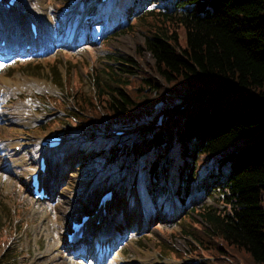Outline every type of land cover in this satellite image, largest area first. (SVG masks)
<instances>
[{"label": "trees", "instance_id": "1", "mask_svg": "<svg viewBox=\"0 0 264 264\" xmlns=\"http://www.w3.org/2000/svg\"><path fill=\"white\" fill-rule=\"evenodd\" d=\"M127 5L136 6L135 16L123 12L110 20L133 17L142 43L133 58L107 67L111 86L94 74L91 96L73 87L67 130L90 159L95 154L102 175L127 173L131 182L145 172L153 186L162 179L161 166L170 165V194L181 201L182 183L201 166L195 184L217 191L221 209L196 212L203 237L191 236L194 244L211 264H264V0ZM146 58L151 64L143 66ZM159 114L161 124H155ZM141 125L150 129L136 131ZM111 127L133 132L104 137Z\"/></svg>", "mask_w": 264, "mask_h": 264}, {"label": "rangeland", "instance_id": "2", "mask_svg": "<svg viewBox=\"0 0 264 264\" xmlns=\"http://www.w3.org/2000/svg\"><path fill=\"white\" fill-rule=\"evenodd\" d=\"M127 2L118 0L109 16L126 13ZM0 5L11 8L3 14V17L10 15L11 24L3 23L0 35H16L17 27H26L31 19L41 25L43 40L54 39L46 50L27 54H23V49L29 45L0 46V53H10L12 48L15 51L13 57L0 60V86L5 85L9 90L0 89V100L2 97L5 101L0 104L3 105L0 107V264H68L67 261L70 264H189L197 258L206 264L213 263L207 251L203 250V254L191 238L203 237L198 210L205 206L221 209L217 191L194 187L196 171L201 167L198 163L195 177L182 186L185 201L181 204L175 200L176 206L172 202L169 208L158 181L154 184L157 190L153 191L152 186L144 183L142 174L134 180V191L127 185L111 183L108 178L91 184L96 174V165L92 163L95 155L87 160L88 155L74 144L76 140L67 138L70 134L66 125L71 123L68 112L74 104L73 87H80L87 97L91 96L94 74L111 86V77L105 71L108 66L118 68L116 60L121 57L133 58L137 45L142 43L140 23L131 19L133 32H129L130 25L124 20L111 21L109 27L116 30L108 33L107 24L96 9L99 0H15L12 4L10 0H0ZM50 35L53 38L49 39ZM19 37L23 39L24 33L20 32ZM147 64H151L149 58L143 66ZM57 125H65L69 135L52 132ZM52 134L60 135L63 142L44 151L38 145L39 140ZM15 146H19V151L14 150ZM42 152L46 154L47 174L53 177L49 190L45 191L50 199L39 201L30 193L29 178ZM109 188L115 190V196L103 207L106 217L102 224L109 227V234H103L105 244L94 246L99 238L97 232L102 236L106 229L99 225L93 229L91 241L69 255V245L60 241L64 240L63 227L68 228L69 218L77 221L81 214L92 213L99 196ZM189 245L195 249L190 250ZM81 250L91 253L81 258L78 254ZM224 260L230 261L228 257Z\"/></svg>", "mask_w": 264, "mask_h": 264}, {"label": "bare ground", "instance_id": "3", "mask_svg": "<svg viewBox=\"0 0 264 264\" xmlns=\"http://www.w3.org/2000/svg\"><path fill=\"white\" fill-rule=\"evenodd\" d=\"M0 10L2 11L3 10V7H2V5L0 6ZM38 11H39V13H42V11L40 10V9H38ZM2 13H4V11L2 12ZM4 21V22H3ZM8 21H9V19H8V17H7V15L5 16V17H3L2 15H1V13H0V24L2 25V23H4L5 24V26H7L8 24H11V22L10 23H8ZM29 22H32L31 21V19H29L27 22H26V28H24V27H17V33L18 34H20V32H23L24 33V38L23 39H20V38H18V35H15L14 37H9V36H7L6 34H1L0 35V42L1 41H3L4 42V45L6 46V47H8V45H13V46H15L16 48L17 47H19L20 45H22V44H24V45H29V49L28 50H24V53L23 54H27V53H32V52H34V51H41V50H43V49H45L46 47H48L47 45L48 44H50V42H52V41H54V39L52 40V41H50V42H48L47 44H46V42L45 41H43L42 39H40V32H41V25L39 24L37 27H36V37L34 38V36H35V33H33V31H31L30 30V28H29ZM1 25H0V27H1ZM11 28V27H10ZM49 38L51 39V38H53V36H49ZM20 48V47H19ZM5 52V51H4ZM12 54H14L15 53V51H14V48H12V52H11ZM1 88V90H5L6 92H8L9 90H7L6 89V86L5 85H1L0 86ZM13 87L12 88H10V90L11 91H13ZM3 102V99L2 100H0V104ZM51 166V165H50ZM37 167H38V165L36 166V169H37ZM51 170H52V167H51ZM50 170V171H51ZM36 171V170H35ZM49 171V172H50ZM31 175H32V173L30 174V177H31ZM51 177L52 176H50V175H48L47 174V172L45 173V175L43 176V178H42V183H43V185L45 186V188L46 189H48L49 190V186H50V182H51ZM30 179V178H29ZM29 183H30V181H29ZM100 197V196H99ZM99 199V198H98ZM98 200H97V204H96V206H97V210H99V211H97V214L95 215V216H93V218H89L84 224H83V227L78 231V232H75L74 233V235L72 236V243L73 244H79L78 246H77V248L79 247V246H82V245H85L86 243H88V242H90V241H86V242H81V243H79L80 242V240L78 239L79 237H78V235L80 234H83L85 231H89V230H93L96 226H98V225H101V226H104L106 229H104L103 231H102V236L99 234V232H97V236L99 237V238H97L96 239V243H95V247L96 248H98V246H100V245H102V243H103V241H104V239H105V237H104V232L106 233V235H108L109 233H107V231H108V228L109 227H107V226H105L104 224H102L103 223V221H104V219H105V215H104V213H103V208H100L99 206H98ZM108 204V201H107V203L105 202V206ZM104 206V207H105ZM68 207V206H67ZM64 210V209H63ZM65 211V210H64ZM67 211V210H66ZM65 211V212H66ZM71 213V212H70ZM83 215H89V214H81L80 216H79V219H78V222L80 221V217L81 216H83ZM90 223V224H89ZM61 226H62V224H60ZM70 225H71V223L69 222V225H68V228L66 229V228H64L63 227V229H64V240H62V239H60V241H62V244L64 245H68V241H67V239H68V237H67V234H71V232H72V229L70 228ZM108 226H109V224H108ZM103 228V227H102ZM60 233H61V231H60ZM113 234V233H112ZM102 237V238H101ZM54 239V238H53ZM97 244V245H96ZM105 244V243H104ZM76 248V249H77ZM74 253V250L73 251H68V254L69 255H74L73 254ZM89 253H91V251L89 250V251H85V250H81V251H78V254L81 256V258H83V257H86V255L85 254H89ZM92 254H94V252H92ZM97 255V254H96ZM65 258V257H64ZM90 258V257H89ZM96 258V256L94 257V259ZM102 258V257H101ZM100 259V258H99ZM101 261V260H100ZM67 263L68 264H70V262H68L67 261Z\"/></svg>", "mask_w": 264, "mask_h": 264}, {"label": "water", "instance_id": "4", "mask_svg": "<svg viewBox=\"0 0 264 264\" xmlns=\"http://www.w3.org/2000/svg\"><path fill=\"white\" fill-rule=\"evenodd\" d=\"M14 0H11V2H13Z\"/></svg>", "mask_w": 264, "mask_h": 264}]
</instances>
